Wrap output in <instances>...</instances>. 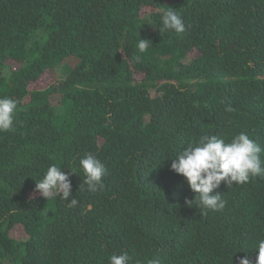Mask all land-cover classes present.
<instances>
[{"label": "trees", "instance_id": "1", "mask_svg": "<svg viewBox=\"0 0 264 264\" xmlns=\"http://www.w3.org/2000/svg\"><path fill=\"white\" fill-rule=\"evenodd\" d=\"M168 9L184 33L160 32ZM4 97L18 108L0 132V264H256L264 177L222 182L225 208L205 214L171 163L204 135L264 149V0H0ZM88 153L103 191L81 187ZM52 164L68 201L36 190Z\"/></svg>", "mask_w": 264, "mask_h": 264}, {"label": "clouds", "instance_id": "2", "mask_svg": "<svg viewBox=\"0 0 264 264\" xmlns=\"http://www.w3.org/2000/svg\"><path fill=\"white\" fill-rule=\"evenodd\" d=\"M159 30L182 34L186 31V25L176 11L168 9L163 12ZM149 44L150 41L139 39L138 52H145ZM134 59L140 62L141 56L136 55ZM17 108L16 100L0 98V132L12 129ZM226 111L231 112L233 108L229 105ZM262 152L264 149L246 133L236 134L230 141L215 135H204L189 140L182 153L172 159L171 169L185 177L191 190L197 194L195 200L187 202L189 206L195 203L206 214L207 210L221 211L225 208L226 201L216 193L222 182L230 187L233 184L247 183L258 176L264 177ZM79 164L84 174L81 187L87 185V190L92 193L103 191V180L108 174L105 164L91 153L81 158ZM36 190L46 199L55 197L68 201L72 196L70 175L63 172L58 165L52 164L43 179L37 182ZM77 204L78 200L73 198L68 206ZM257 252L256 264H264V239L258 242ZM109 264H132V258L127 252L113 254L109 258ZM150 264H160V261L153 259ZM239 264H250V260L242 258Z\"/></svg>", "mask_w": 264, "mask_h": 264}, {"label": "rangeland", "instance_id": "3", "mask_svg": "<svg viewBox=\"0 0 264 264\" xmlns=\"http://www.w3.org/2000/svg\"><path fill=\"white\" fill-rule=\"evenodd\" d=\"M150 10V9H148ZM13 236L17 239H25L27 238V234L25 232V229L23 228V226L18 225L14 230H13Z\"/></svg>", "mask_w": 264, "mask_h": 264}]
</instances>
